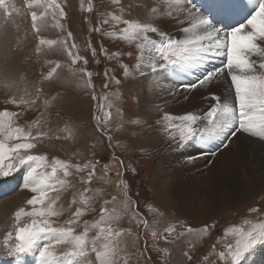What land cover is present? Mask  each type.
<instances>
[{"label": "rangeland", "instance_id": "1", "mask_svg": "<svg viewBox=\"0 0 264 264\" xmlns=\"http://www.w3.org/2000/svg\"><path fill=\"white\" fill-rule=\"evenodd\" d=\"M56 2L62 6L66 17L61 19L58 14L54 16L49 9L44 19L37 21L41 26L39 33L32 28L31 12L36 11L39 15L45 10L36 6L34 0H6L7 12L0 8L4 19L3 25L9 26L13 44L10 53L4 51L0 55V74L7 67L9 56L16 57L22 69L17 85L3 84L0 80V111L20 113L16 119L17 126L24 128L25 131L31 130L34 133L43 131L46 134L42 143L33 150V154H46L49 160L55 157L74 165L99 160L90 184L81 183V178L87 177L90 168L79 173L73 170L74 174L69 178L72 186L62 190L56 201V208L62 209L63 213L50 218L54 222L53 226H65V221L79 207L85 214L71 227L77 234L82 233L86 225L91 228L100 220V208L103 206L108 209L106 216L111 214L119 217L113 221L112 227L128 230L122 238L123 251L119 264H218L212 247L215 246L217 253L223 248L225 233L229 234L228 240L234 242L236 230L264 220V181L257 187L252 175L247 174V167L255 166V158L245 157L240 163L237 176L231 177L232 180H229L227 174L221 179L220 186L224 188V196L217 195L215 186L210 188L212 183L209 182L208 192L201 191L186 208L176 195L177 173L171 167L166 168L168 174H163L165 168L162 170L158 167L164 160L162 159L164 156L157 149L161 142L151 138L154 133L163 137L162 126L156 124V121L170 112L163 108L153 116H143V106L139 99L142 92L139 85H142L147 77L125 79L123 70L119 68L121 62L134 68L137 50L134 47L130 49L126 42L118 37H108L94 31L97 27H101L102 32L123 27L118 25L113 28L114 21L101 25L103 19L111 20L113 14H125L126 18L133 19L143 17L145 11L143 0H122L123 13L120 12V6L113 4L112 0H56ZM199 2L200 0H197V3ZM29 4H33V7H29ZM172 27L170 25L168 31L174 34ZM69 32L72 34L71 39H68ZM150 35L159 39L155 34ZM41 38L46 41L67 40L69 47L74 43L76 47L71 51L87 59V65L83 64V60L73 64L72 57L68 56L63 44L40 45ZM92 48L96 50L95 57L92 55ZM102 48L107 50V54ZM129 50L134 53L131 57L128 56ZM117 51H120L122 56L110 60L109 55ZM54 68L52 77L45 79ZM85 69L92 73V84L87 88L81 86L82 82L88 79L83 74ZM106 71L109 72V76L121 80V84L117 85L106 78ZM195 73L197 71L188 70L185 80ZM139 78L141 80L137 81ZM170 79L175 80V77ZM105 84H108L107 88L104 87ZM21 97L25 100L36 99V105L25 110L24 106H17L11 102ZM105 112L112 114L107 130L101 126ZM188 112L191 111L186 113ZM97 117L100 118V122ZM136 120L140 123H133ZM36 122L39 127H31ZM108 136L112 139L109 140ZM250 139L264 143L254 137ZM196 143L198 147L204 148L203 155L208 156V159L216 158L227 149L217 139H210L207 143ZM185 148H177L176 151L184 152ZM162 151L164 154L165 150ZM211 151L216 155H211ZM212 164L213 160H206L202 167L197 164L192 168L201 167L209 173L214 167V174L219 178L223 166ZM105 165L108 166L107 169ZM25 170L21 168L14 174L21 182L17 187L20 191L18 189L16 193L23 196L24 200L19 209L23 207L31 210L27 200L34 193L23 189L22 176ZM204 176L208 175L204 173ZM12 178H0V185ZM84 187L91 189L87 195L94 198L88 208L81 205L80 193ZM13 195L14 192L1 196L0 204ZM73 199L76 200L75 204L72 203ZM105 201L109 203L105 204ZM252 208L259 211L253 213ZM10 220L12 221L9 226L0 225V243L3 242L6 232L12 230L15 214ZM144 220L148 221L147 229L143 224ZM25 222L30 223L31 217H22L21 223ZM172 225L176 226L175 233L169 236L167 241L152 237V231H156L158 235L161 233L167 235L164 229ZM210 225L214 227H210L208 233L201 235V230ZM189 227L195 229V232L186 233ZM97 231V229L90 231L89 238L96 235ZM180 232L186 234L177 238ZM56 251L59 254L70 251V248L68 245H60ZM186 251L193 256L192 261L187 260L184 255ZM1 256L5 255L0 253V258ZM249 264H264V247L258 248L256 253L249 257Z\"/></svg>", "mask_w": 264, "mask_h": 264}, {"label": "snow or ice", "instance_id": "2", "mask_svg": "<svg viewBox=\"0 0 264 264\" xmlns=\"http://www.w3.org/2000/svg\"><path fill=\"white\" fill-rule=\"evenodd\" d=\"M34 2L45 10L39 15L36 11L31 12L32 28L36 33L41 31L37 21H42L49 9L54 16L58 14L61 19L66 17L62 6L56 0ZM112 3L120 6V12L123 13L122 0H112ZM28 6L33 7V4ZM147 6L150 14L145 17L133 19L126 18L125 14H113L111 20L106 18L101 21V25L114 21L113 28L123 25L118 30L102 32L101 27L94 29L104 36L118 37L126 42L130 49L134 47L137 50L134 68L119 63L125 79L136 76L150 77L153 92L167 88L170 95H177L181 91L190 93L193 90H207L222 78H230V86L234 90L231 98L225 96L222 99L215 93L205 96V99L215 103L210 104L203 113L188 112L180 116L165 113L156 124L162 126L166 149H184L194 142L207 143L210 139L220 140L226 148L233 142V138H239L238 134H247L264 141V0H247V3L244 0H200L199 3L197 0H154ZM0 8L7 12L6 0H0ZM173 22L178 26L179 35L168 31ZM150 34H155L159 39ZM71 37L69 32L68 39ZM46 43L63 44L68 56L72 57L73 64L83 60V64L87 65V59L71 51L76 47L74 43L69 47L67 40L39 39L40 45ZM89 47L91 48V44ZM102 51L107 54L106 49L102 48ZM133 54L131 50L128 51L129 57ZM92 55H97L95 48H92ZM121 56L122 53L117 51L111 53L108 58L111 60ZM220 58L222 59L219 66L206 68L197 75L195 81L185 80L188 70L198 72L208 63ZM54 72L55 68L45 79L51 78ZM83 74L88 79L84 80L81 86L90 87L92 73L85 69ZM165 75L169 79L173 76L177 79L169 86L164 80ZM105 77L117 85L121 84V80L109 76L108 71L105 72ZM104 87L107 88L108 84ZM187 98L185 95V99ZM11 102L24 106L25 110L36 105V99L25 100L23 97ZM20 115L0 111V178H15L14 174L25 168L22 186L34 195L27 200L31 210L21 207L15 212L12 230L6 232L3 242L0 243V253L12 258L7 264H23L22 258L28 255L35 258V264H119L123 251L122 238L128 230L112 227L113 221L119 217L111 214L106 216V207L100 208V220L91 228L86 225L84 231L79 234L71 225L77 223L78 218L85 214L81 208L78 207L72 212L71 217L65 221V226H53L54 222L50 219L63 213V210L57 209L55 205L59 193L72 186L69 178L73 176V170L79 173L90 168L87 177L81 178L82 184H90L99 160L74 165L55 157L49 160L46 154H33V150L42 143L46 134L43 131H25L17 126L16 119ZM111 117V112H105L101 122L102 129L107 130ZM96 119L100 122L99 117ZM133 123L139 124L140 121ZM31 127H39L38 122ZM108 139L111 140L112 137L108 136ZM210 154L216 155L215 152ZM194 159L195 156H189L187 161L190 163ZM107 167L105 165V169ZM90 191L91 189L84 187L80 193L81 205L84 208H88L90 201L94 199L87 195ZM72 203L75 204L76 200L73 199ZM104 203L108 204L109 201ZM127 206L126 195L125 207ZM251 211L256 213L259 210L252 208ZM22 217H31V222L21 223ZM143 224L147 229L148 221L144 220ZM210 227L214 225L205 226L200 234L208 233ZM175 228V225L165 228L164 233L167 235H158L156 231H152L151 235L154 239L162 238L167 241L168 237L175 233ZM93 229L98 231L89 238V232ZM194 232L193 228L186 229V233ZM186 233L180 232L177 238ZM228 235L225 233V243L218 253L215 246L212 247L218 264H249V257L253 256L258 248L264 247V220L236 230L234 242L228 240ZM60 245H68L70 251L58 254L56 249ZM184 255L188 261H192L193 256L187 251Z\"/></svg>", "mask_w": 264, "mask_h": 264}, {"label": "bare ground", "instance_id": "3", "mask_svg": "<svg viewBox=\"0 0 264 264\" xmlns=\"http://www.w3.org/2000/svg\"><path fill=\"white\" fill-rule=\"evenodd\" d=\"M149 2H154V0H143V4L145 8L143 17H145L146 14H150L147 6ZM244 2L247 3V0H244ZM1 13L2 12L0 11V55H2L4 51L5 52L8 51L10 53L11 52L10 50H12L13 48L11 30L9 26L3 25L4 19ZM172 26H173L172 28L174 29L172 31L174 33L173 35H179L177 31L178 26L175 25L174 22ZM221 59L222 58L217 59L214 62L208 63L205 66V68H201L197 73L188 77L186 81H193V80L195 81L197 75L203 72L206 68L219 66ZM21 71H22L21 65L19 64L17 58L13 56H9V59L7 61V67L4 68L0 74V80L2 81L1 83L8 84L10 86L12 84L17 85L20 82L19 79H20ZM165 77L168 78V79L164 78V80L169 86L173 81L177 79L176 77L175 80L169 79L167 75ZM146 79L147 80L144 81L142 85H139L141 87L140 90L142 92L141 97L139 99L141 105L143 106V113H144L143 116H147V117L155 115L160 109L163 108L167 109L170 112V114L175 116L183 115L187 111H191L193 113H203L204 111L207 110L210 104L215 103L210 99H205V96L210 95V93H215V94L217 93L223 99L225 96L231 98L234 93V90L231 89L230 86V78H228L227 80L222 78L218 83H216L214 86H212L210 89L207 90L205 89L193 90L190 93H184L183 91H181L177 95H170L167 88H164L162 90H156L155 92H153L152 82L150 77H147ZM140 80L141 79L139 78L137 81ZM146 93H147V101H145ZM185 95H187L188 97L187 99H185ZM238 135L239 138L238 139L234 138L233 142H231L228 145L225 152L219 153L216 158H209V159L208 156L203 155L205 151L204 148L198 147L196 142L189 145L188 148H185L184 152H177L176 150L169 151L166 149L165 141H164L165 139L161 137L160 134L154 133L151 136V138L154 141L161 142L160 145L157 146V149H159V153L164 156V158L162 157V159L164 160H162V162L158 165V167H160L162 170H164L165 168L163 174H168L166 168L172 167L175 169V173H177V176L175 177V179L177 180L175 182V187H177L176 195L178 196L180 202L182 200L186 208L189 207V205L193 202V199L197 197V195L201 191H203L204 193L208 192L209 182L212 183L210 185V188L213 185L215 186L214 189L217 195L224 196L225 195V192L223 191L224 188H221L220 186V184L222 183L221 179H223V177L226 174L229 180L235 178L237 176L240 163L247 156H251V157L253 156L256 160L255 166L251 165L247 167L248 168L247 174L252 175V179L255 180L257 187L259 184H261L264 181V143H260L258 141L257 142L252 141L248 136L247 138L244 135L241 134ZM162 150H165L164 154L162 153L163 152ZM195 154L196 155L198 154L197 155L198 159H196V161L194 162L189 163L187 161V158L189 156H194ZM206 160L207 161L213 160L212 165L218 164L223 166V168L221 167L222 172H221V176L219 175V178L214 174L213 171L214 167L211 168L212 165L210 166L211 172L209 173L207 169L206 172L203 168H201L205 164ZM197 164H199L201 167L192 168ZM204 173L208 176L205 177ZM19 185H21L19 177L12 178L0 185V197L7 195V193L11 194L12 192H14L13 196H11L8 200L3 202L4 204L3 203L0 204L1 226L10 225V222L12 221L10 219L24 202V200L22 199L23 196H21L19 193H16L19 189L17 188ZM10 259L12 258L7 257L6 255L1 256L0 264H7L8 260ZM22 260H23V264H35V259L34 257L31 256L23 257Z\"/></svg>", "mask_w": 264, "mask_h": 264}]
</instances>
